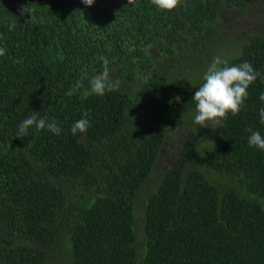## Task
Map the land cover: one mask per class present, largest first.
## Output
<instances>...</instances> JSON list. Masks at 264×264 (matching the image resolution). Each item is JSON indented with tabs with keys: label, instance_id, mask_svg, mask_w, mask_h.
<instances>
[{
	"label": "trees",
	"instance_id": "trees-1",
	"mask_svg": "<svg viewBox=\"0 0 264 264\" xmlns=\"http://www.w3.org/2000/svg\"><path fill=\"white\" fill-rule=\"evenodd\" d=\"M256 1L0 0V264H264V150L247 131L264 136V35L221 19L264 23ZM217 56L261 75L236 116L199 128ZM105 62L119 88L89 95ZM33 114L61 134L17 137Z\"/></svg>",
	"mask_w": 264,
	"mask_h": 264
},
{
	"label": "clouds",
	"instance_id": "clouds-1",
	"mask_svg": "<svg viewBox=\"0 0 264 264\" xmlns=\"http://www.w3.org/2000/svg\"><path fill=\"white\" fill-rule=\"evenodd\" d=\"M85 6H92L94 0H81ZM159 10L172 11L182 0H150ZM131 0H128V4ZM21 15L29 14L30 19L35 21V9L31 5H22L20 8ZM28 21V20H27ZM15 25H10V30ZM5 54V50L0 48V56ZM221 65H224L221 67ZM228 62L222 60L219 56L214 57L208 66L203 80L204 83L194 93L192 100L195 101V115L193 124L199 128L211 127L215 130L218 126L223 127L222 121L229 113L236 116L241 106L244 104L248 96L247 89L254 83L261 74L255 71L252 65L245 61L239 65L227 66ZM89 95L103 96L106 91H115L119 88V81H113L110 78V69L105 62L102 72L96 74L90 80ZM81 82H77L76 88L81 87ZM75 89H70L66 95L72 96ZM179 101V97L175 98ZM259 99L264 102V92L260 94ZM260 123L264 125V107L259 110ZM35 127L37 131L47 128L50 132L60 135L62 129L55 122L46 123L44 118H37L33 114L29 118L24 119L19 125L17 137L24 138L28 135V130ZM90 126L87 119H80L71 126L72 135L77 133L84 134ZM251 133L248 137L249 146L264 150V136L259 131L247 129Z\"/></svg>",
	"mask_w": 264,
	"mask_h": 264
},
{
	"label": "rangeland",
	"instance_id": "rangeland-1",
	"mask_svg": "<svg viewBox=\"0 0 264 264\" xmlns=\"http://www.w3.org/2000/svg\"><path fill=\"white\" fill-rule=\"evenodd\" d=\"M258 3H260V4H258ZM262 4H263V0L262 1L261 0H257L256 1V5L253 6V10H254V13L255 14L262 15V11L259 10L261 8H256V7H260ZM237 12H238V10L237 11H234V12L232 11L230 13H222L221 14V19H222L223 22L227 23L229 21L231 23V24H229L227 26V29H228L229 32H235V30L236 29H239V28H240V30H238L239 32L241 30H244L245 31L246 28L249 27L250 30L256 29L257 31H259L260 33H262L264 35V23H263V21L260 22L259 19L251 18L249 16V18H251V22H249V21H247V22H235V21L231 20V18H234L236 16V13ZM252 19L255 21V23L252 22ZM263 20H264V16H263ZM255 25L257 26V28H255ZM240 33H241V36H245L246 35L242 31ZM208 128H210V127H208ZM166 158H167L166 155L163 154V156L161 157L160 163H158L157 166L155 167V173H154L155 176L158 174L159 171L161 172L165 168L163 166L164 164L161 161H164L165 162L166 161ZM168 161L170 163V159H168ZM168 161H167V165H169L168 164Z\"/></svg>",
	"mask_w": 264,
	"mask_h": 264
}]
</instances>
